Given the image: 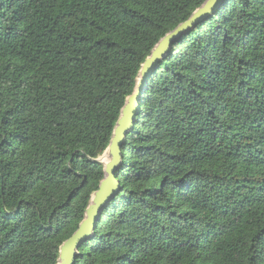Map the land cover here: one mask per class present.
Here are the masks:
<instances>
[{
    "label": "trees",
    "instance_id": "16d2710c",
    "mask_svg": "<svg viewBox=\"0 0 264 264\" xmlns=\"http://www.w3.org/2000/svg\"><path fill=\"white\" fill-rule=\"evenodd\" d=\"M206 0H0V264H56L153 48ZM117 195L74 264H264V0H221L148 76Z\"/></svg>",
    "mask_w": 264,
    "mask_h": 264
},
{
    "label": "water",
    "instance_id": "95a60500",
    "mask_svg": "<svg viewBox=\"0 0 264 264\" xmlns=\"http://www.w3.org/2000/svg\"><path fill=\"white\" fill-rule=\"evenodd\" d=\"M219 1L221 0H206L187 20L162 37L142 64L136 87L133 93L126 98L119 119L114 127L109 146L104 152L110 156L109 161L105 162L104 165L105 177L100 182L99 188L92 194L85 217L79 227L62 243L56 264L75 263L79 247L90 238L104 207L119 191L120 182L116 177V171L123 159L122 146L127 136L132 132L137 116L140 114L141 98L149 74L157 68L158 60L173 46V39L184 31L191 30L199 20L213 13ZM97 160L101 162L100 158Z\"/></svg>",
    "mask_w": 264,
    "mask_h": 264
},
{
    "label": "bare ground",
    "instance_id": "6f19581e",
    "mask_svg": "<svg viewBox=\"0 0 264 264\" xmlns=\"http://www.w3.org/2000/svg\"><path fill=\"white\" fill-rule=\"evenodd\" d=\"M109 159H110V156H108V154L106 153L105 156L103 157V161L108 162Z\"/></svg>",
    "mask_w": 264,
    "mask_h": 264
},
{
    "label": "rangeland",
    "instance_id": "374dc122",
    "mask_svg": "<svg viewBox=\"0 0 264 264\" xmlns=\"http://www.w3.org/2000/svg\"><path fill=\"white\" fill-rule=\"evenodd\" d=\"M106 153H104L102 156H100L101 162L105 165V162L103 161V157L105 156Z\"/></svg>",
    "mask_w": 264,
    "mask_h": 264
}]
</instances>
